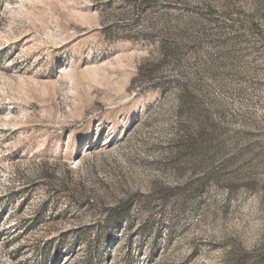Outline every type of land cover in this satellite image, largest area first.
I'll use <instances>...</instances> for the list:
<instances>
[{
	"label": "rangeland",
	"instance_id": "obj_1",
	"mask_svg": "<svg viewBox=\"0 0 264 264\" xmlns=\"http://www.w3.org/2000/svg\"><path fill=\"white\" fill-rule=\"evenodd\" d=\"M0 264H264V0H0Z\"/></svg>",
	"mask_w": 264,
	"mask_h": 264
},
{
	"label": "trees",
	"instance_id": "obj_2",
	"mask_svg": "<svg viewBox=\"0 0 264 264\" xmlns=\"http://www.w3.org/2000/svg\"><path fill=\"white\" fill-rule=\"evenodd\" d=\"M204 138L205 137H202V139H204ZM190 147H191L192 151L195 153V151L200 150L201 147L203 148V145H202V143L198 142V140L193 138V139H191ZM210 150H211V148H210Z\"/></svg>",
	"mask_w": 264,
	"mask_h": 264
}]
</instances>
